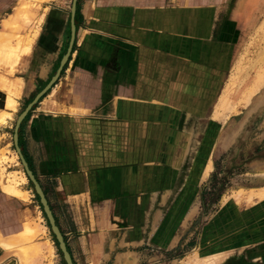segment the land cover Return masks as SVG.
<instances>
[{
	"label": "crops",
	"instance_id": "obj_1",
	"mask_svg": "<svg viewBox=\"0 0 264 264\" xmlns=\"http://www.w3.org/2000/svg\"><path fill=\"white\" fill-rule=\"evenodd\" d=\"M22 1L0 0V31ZM42 6L38 30L24 24L31 51L6 76L19 83L14 107L0 85V264H18L11 245L30 220L28 193L2 186L1 159L10 132L19 154L17 110L57 75L73 25L68 61L19 128V147L73 262L187 264L145 260L143 229L130 221L144 198L180 182L197 126L221 98L235 59L237 7L228 0H78L73 15L65 1Z\"/></svg>",
	"mask_w": 264,
	"mask_h": 264
},
{
	"label": "rangeland",
	"instance_id": "obj_2",
	"mask_svg": "<svg viewBox=\"0 0 264 264\" xmlns=\"http://www.w3.org/2000/svg\"><path fill=\"white\" fill-rule=\"evenodd\" d=\"M62 1L69 8L74 2L23 0L6 20H12L11 32L1 38L0 31V85L10 93L9 107H14L19 83L6 76L13 77L34 41L28 37V44L23 36L29 29L24 24L38 30L36 24L46 13L42 4ZM228 2L237 7L241 38L223 94L197 126L180 182L168 192L144 198L135 208L138 219L130 221L143 229L139 251L145 260L264 264V0ZM10 48L17 50L16 59L8 57ZM27 105L18 108L14 125ZM8 141L1 159L7 181L2 186H14L12 176L17 175L28 193L25 206L30 212L24 233L11 245L15 259L18 264H67L11 132ZM11 206L15 211L22 207L18 201Z\"/></svg>",
	"mask_w": 264,
	"mask_h": 264
},
{
	"label": "water",
	"instance_id": "obj_3",
	"mask_svg": "<svg viewBox=\"0 0 264 264\" xmlns=\"http://www.w3.org/2000/svg\"><path fill=\"white\" fill-rule=\"evenodd\" d=\"M77 1L78 0H74L73 2V8H72V11H73V15H75V12H76V8H77ZM74 39H75V25H73V38H72V42H71V45H70V48L66 54V56L64 57L63 61H62V64L58 70V73L57 75L53 78V80L48 84V86L35 98V100L28 105V107L25 109V111L19 116L18 120H17V125H16V129H15V144H16V147H17V150L22 158V162L26 168V171H27V174L28 176L30 177V179L32 180L39 196H40V199H41V202L44 206V210L47 214V217L50 221V224H51V227L53 229V232L55 233L56 237H57V240L60 244V248L64 254V258L67 262V264H74L73 262V259L71 257V254L67 248V245H66V242H65V239H64V236L62 234V232L60 231L58 225L56 224V220H55V217L53 215V212L51 210V207L49 205V202L46 198V195L44 193V190L43 188L41 187L40 183L38 182V180L35 178L33 172L31 171V169L29 168L28 166V163L27 161L25 160L23 154H22V151L19 147V128H20V125L23 121V119L25 118V116L28 114V112L31 110V108L33 107V105L48 91V89L55 83V81L59 78L60 74H61V71L64 67V65L66 64V62L68 61L69 59V56H70V53H71V50H72V47H73V43H74Z\"/></svg>",
	"mask_w": 264,
	"mask_h": 264
},
{
	"label": "bare ground",
	"instance_id": "obj_4",
	"mask_svg": "<svg viewBox=\"0 0 264 264\" xmlns=\"http://www.w3.org/2000/svg\"><path fill=\"white\" fill-rule=\"evenodd\" d=\"M11 24H12V20L4 22L3 33H2L3 36L1 38H5V36L8 35L7 32H9V33L11 32ZM5 33H7V34H5ZM26 40H29V39L27 38ZM27 42L29 44L30 40L27 41ZM27 51H25L24 53H26ZM7 54H8L9 58L14 57L16 59L17 56H18L17 50L15 51V49H13V48H10L8 50ZM12 183L14 184L15 187L10 186V187H8L7 191L10 192V193H13V194H17V196H20V197H23V198H27V193L17 189V187L22 184L20 179L17 178V175L12 176Z\"/></svg>",
	"mask_w": 264,
	"mask_h": 264
}]
</instances>
